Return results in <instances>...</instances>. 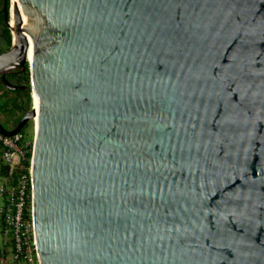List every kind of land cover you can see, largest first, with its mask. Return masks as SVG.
I'll return each mask as SVG.
<instances>
[{"label":"water","instance_id":"1","mask_svg":"<svg viewBox=\"0 0 264 264\" xmlns=\"http://www.w3.org/2000/svg\"><path fill=\"white\" fill-rule=\"evenodd\" d=\"M2 9L40 264H264V0Z\"/></svg>","mask_w":264,"mask_h":264},{"label":"built area","instance_id":"2","mask_svg":"<svg viewBox=\"0 0 264 264\" xmlns=\"http://www.w3.org/2000/svg\"><path fill=\"white\" fill-rule=\"evenodd\" d=\"M33 98L31 107H33ZM33 136L19 131L12 135L0 131V220L3 243L0 264H39L31 213V153L36 127L32 119ZM10 245L4 255L3 248Z\"/></svg>","mask_w":264,"mask_h":264},{"label":"flooded vegetation","instance_id":"3","mask_svg":"<svg viewBox=\"0 0 264 264\" xmlns=\"http://www.w3.org/2000/svg\"><path fill=\"white\" fill-rule=\"evenodd\" d=\"M3 22H0V29L1 28L3 29V27L6 26L5 23ZM11 44L8 45L6 42H4L3 39L1 40V35H0V52L9 49ZM27 71L29 73V78H30V72L28 68L26 70H21L20 68L15 67L5 74V79L8 80L9 83L17 86L27 87V88H19V89H10L6 87V85L3 83L1 79L2 73H0V100L4 99L6 101L8 100L9 102L12 101V108L6 111L0 110V124L2 126H3L2 122L9 124L10 129L19 123V121L23 118V116L27 111L26 103H25L26 102L25 92L28 89H30V80L29 83H26L24 79V75L26 74ZM1 95L4 96L1 97ZM27 122L25 123V125L27 124Z\"/></svg>","mask_w":264,"mask_h":264},{"label":"trees","instance_id":"4","mask_svg":"<svg viewBox=\"0 0 264 264\" xmlns=\"http://www.w3.org/2000/svg\"><path fill=\"white\" fill-rule=\"evenodd\" d=\"M4 1L5 0H0V22H3V9L2 8L4 5ZM0 35H1V40L3 39L4 42H6L8 45L11 44L12 34H11V31L8 27L4 26L3 29L1 28L0 29ZM24 79H25L26 83H29L30 78H29L28 71L24 75ZM25 93H26V102H25L26 103V110H28L31 108V104H32V96H31L30 89H28ZM2 96H4V95H1V97ZM10 108H12V101L9 102L8 100L6 101L4 99L0 100V110L1 111H6ZM0 172H2V173L6 172V167L3 164L0 165ZM0 223H1V220H0ZM9 252H10V245H7L3 248V253H4V255H7Z\"/></svg>","mask_w":264,"mask_h":264},{"label":"rangeland","instance_id":"5","mask_svg":"<svg viewBox=\"0 0 264 264\" xmlns=\"http://www.w3.org/2000/svg\"><path fill=\"white\" fill-rule=\"evenodd\" d=\"M2 124H3L4 127L10 128V125L9 124H6L4 122H2ZM22 131L24 133H26V135H27L28 138H30V139L32 138V136H33V129H32V121L31 120H29L27 122V124L23 126ZM0 165H1V163H0ZM2 241H3V235H2L1 223H0V247L2 246V243H3Z\"/></svg>","mask_w":264,"mask_h":264},{"label":"bare ground","instance_id":"6","mask_svg":"<svg viewBox=\"0 0 264 264\" xmlns=\"http://www.w3.org/2000/svg\"><path fill=\"white\" fill-rule=\"evenodd\" d=\"M13 1H15V0H13ZM13 14V13H12ZM13 21V16H12V18H11V22ZM28 54H29V57H30V55H31V49L29 48V51H28ZM32 98H33V104H34V106H33V108H35V104H36V101H35V95H33L32 96ZM20 131H22V129L20 130ZM32 150H33V148H32ZM31 161H32V153H31ZM31 202H32V188H31ZM30 206H31V204H30ZM33 220V219H32ZM33 226H34V224H33ZM36 241V240H35ZM39 258V257H38ZM40 264V263H39Z\"/></svg>","mask_w":264,"mask_h":264}]
</instances>
